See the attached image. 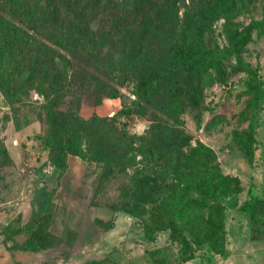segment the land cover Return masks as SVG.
<instances>
[{
  "label": "rangeland",
  "instance_id": "rangeland-1",
  "mask_svg": "<svg viewBox=\"0 0 264 264\" xmlns=\"http://www.w3.org/2000/svg\"><path fill=\"white\" fill-rule=\"evenodd\" d=\"M100 2L98 11L112 19L93 36L54 38L71 51V66L47 71V81H28L45 55V27L22 57L4 62L0 214L25 200L32 172L63 168L75 151L98 171L89 205L128 217L127 237L104 264H264V0H244L242 8L229 0H154L151 10L136 8L137 0ZM253 20L262 22L260 30H248ZM243 34L250 41L237 48ZM187 47L192 63L182 56ZM148 79L140 94L138 82ZM169 164L189 174L185 182L214 165L238 178L241 192L183 215L175 233L155 231L148 212L165 203L174 178ZM50 210L46 203L44 212ZM66 212L57 218L68 237L67 224L85 213ZM111 223L96 227L107 231Z\"/></svg>",
  "mask_w": 264,
  "mask_h": 264
},
{
  "label": "trees",
  "instance_id": "trees-1",
  "mask_svg": "<svg viewBox=\"0 0 264 264\" xmlns=\"http://www.w3.org/2000/svg\"><path fill=\"white\" fill-rule=\"evenodd\" d=\"M137 1L136 8L138 9L149 7V10H151L154 5V0ZM229 1V5L244 7V0ZM100 4H102L100 0H0V37L8 40L7 43H0V71H4L3 67L7 64L4 62L7 60V57L9 58L8 60L14 57H22L24 49L30 46L34 36L38 35L37 30L43 27L48 30V42L44 45L45 55L41 57V60H37V65L32 70L35 72L31 74L28 81H31V83L38 80L47 81L49 77L47 71H58V68L64 64L68 65V67L71 66L69 60L71 51H68L67 47H64L62 50L57 48L54 38L63 37L68 32L73 33V36L77 37L80 41L87 40L88 37L93 36L103 26L101 23L104 20L112 19L104 11H98ZM111 10L112 8L108 7L106 12H110ZM125 22L126 24L127 22L129 23V18ZM262 25L261 21L253 20L248 30L251 32L260 30ZM201 31V28L196 30V43L201 41ZM249 41L250 35L243 34L236 47L243 48L248 45ZM190 51H192V48H185L182 56L185 55L184 58L189 63H192L195 60L190 55ZM38 52L40 56L41 53L40 51ZM24 61L26 60L23 59ZM41 71L44 72L42 73ZM54 76L52 75L51 77ZM148 81L149 79L138 82L140 94L143 92L147 93V90H149ZM152 84H156V78L152 80ZM52 86L53 83H49L47 90L51 89ZM16 94V89H10L11 96ZM38 94L41 96L45 95L41 91H38ZM115 116L116 114L113 117ZM205 151L210 152L207 149ZM71 154V156L83 160L77 156L75 151H72ZM214 161L215 159L213 158L212 163ZM167 166L165 169L174 178L172 179L171 186H169V192L165 194V203L164 205L154 204L150 208L147 217L148 226L155 231L169 230L175 233L177 231L175 220H184L183 215L189 212L201 214L208 208L209 204H215L219 196L221 198H229L241 192L239 179L230 175L219 174L218 168L214 165L211 168L207 166V172L209 171L207 175L195 173L194 181L187 179L186 182L183 178H187L189 174H186L181 166L176 165L173 168L170 164ZM152 180H155V178H152ZM189 194H196L201 196L202 199L201 201L187 199ZM166 213H168V217ZM175 214L177 216L176 219L174 217ZM49 218V214L44 213L32 220L35 229L30 233V238L26 244L20 247L21 249L39 252L62 244L68 249L72 247L77 234L71 232L66 240L52 236L47 231ZM112 227L113 221L111 223ZM216 233L223 234L221 226H219ZM107 260L109 259L89 264H104L108 262Z\"/></svg>",
  "mask_w": 264,
  "mask_h": 264
},
{
  "label": "crops",
  "instance_id": "crops-1",
  "mask_svg": "<svg viewBox=\"0 0 264 264\" xmlns=\"http://www.w3.org/2000/svg\"><path fill=\"white\" fill-rule=\"evenodd\" d=\"M103 106L106 109L102 110L101 106L98 109L106 113L108 106ZM96 172L90 163L74 156L67 158L63 168L46 166L38 173L36 170L32 172L26 185L25 200L0 214V264H84L117 255L114 253L117 242L128 235V217L122 212L89 205ZM46 203L52 205V210L46 212L50 217L47 231L62 240L68 238L61 226L68 216L67 209L71 208L75 213L81 209L85 213L74 216V221L67 224L68 233L77 234L72 247L68 249L62 244L39 252L21 249L35 229L32 220L45 213ZM36 205L43 207L34 211ZM61 213H65L66 217L58 221L57 216ZM110 220L113 227L107 231L96 227V221L106 223Z\"/></svg>",
  "mask_w": 264,
  "mask_h": 264
}]
</instances>
